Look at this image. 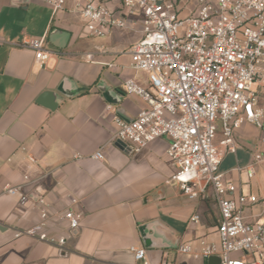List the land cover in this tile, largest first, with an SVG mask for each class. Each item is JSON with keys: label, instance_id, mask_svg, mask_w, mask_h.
I'll list each match as a JSON object with an SVG mask.
<instances>
[{"label": "crops", "instance_id": "crops-1", "mask_svg": "<svg viewBox=\"0 0 264 264\" xmlns=\"http://www.w3.org/2000/svg\"><path fill=\"white\" fill-rule=\"evenodd\" d=\"M66 1L54 16L46 0H0V264H144L135 258L133 245L147 249L150 264H217L195 255L199 238L219 241L220 213L212 191L190 198L166 182L176 170L167 155V137L138 152L114 139L115 116L132 120L146 105L124 87L129 78L147 81L133 69L127 52L141 38V26L93 37L72 11L75 0ZM118 3L113 0L111 6ZM57 30L70 34L63 48L50 42ZM27 36H46L52 56L45 65L21 45ZM103 86L114 92L116 103L105 98ZM237 137L238 152L225 155L220 169L226 179L240 182L247 176L235 168L253 158L260 131L246 123ZM99 150L102 160L92 157ZM25 173L32 177L25 191L44 193L54 212L71 208L81 214L80 227L63 249L16 237L39 219L31 202L24 205L19 194L4 191L7 184L23 183ZM243 188L264 194L263 174L257 170ZM48 231L68 235L67 221L55 218ZM143 232L152 246H146ZM183 243H192L195 251L179 252Z\"/></svg>", "mask_w": 264, "mask_h": 264}, {"label": "built area", "instance_id": "built-area-1", "mask_svg": "<svg viewBox=\"0 0 264 264\" xmlns=\"http://www.w3.org/2000/svg\"><path fill=\"white\" fill-rule=\"evenodd\" d=\"M112 1L75 0L72 11L84 19L93 37L141 26V38L127 52L133 69L147 81L129 78L124 87L146 105L132 120L115 116L114 139L138 152L167 137V155L176 170L166 182L190 198L211 190L219 207V241L199 238L198 251L192 243L179 245L178 251H195L205 259L219 256L218 264H264V194L243 188L264 164V0H118L115 7ZM46 2L54 16L67 7L66 0ZM45 41L46 36H27L21 43L35 51L42 66L52 56ZM246 123L260 131V139L249 163L235 168L247 176L237 183L226 179L220 167L225 155L238 152L236 134ZM92 157L102 160L104 154L99 150ZM29 160L37 162L35 156ZM31 182V174L25 173L23 183L4 188L9 195L19 194L22 204L31 202L39 213L32 226L15 235L63 249L82 216L71 208L54 212L44 193L24 190ZM55 218L67 221L68 235L49 233ZM131 251L150 264L144 246L133 245Z\"/></svg>", "mask_w": 264, "mask_h": 264}, {"label": "water", "instance_id": "water-1", "mask_svg": "<svg viewBox=\"0 0 264 264\" xmlns=\"http://www.w3.org/2000/svg\"><path fill=\"white\" fill-rule=\"evenodd\" d=\"M69 35H70L69 32L57 30L50 35L49 39H50V42L54 46H56L58 48H63L66 46ZM61 89L62 90L64 89L63 85H62ZM102 91L104 93L105 98L108 101L113 102V103L117 102L116 98L113 96L114 92L111 89H109L107 86H103ZM115 92H119V90L117 89V90H115ZM236 137H237V134H236ZM117 144L122 148H125V147L127 148V144L122 140H118ZM142 234H143V238H144V242H145L146 246H148V247L152 246V241L150 240L149 236H147V234L145 232H143ZM213 261L218 264L220 262V257L219 256H212L210 258V262L212 263Z\"/></svg>", "mask_w": 264, "mask_h": 264}, {"label": "rangeland", "instance_id": "rangeland-1", "mask_svg": "<svg viewBox=\"0 0 264 264\" xmlns=\"http://www.w3.org/2000/svg\"><path fill=\"white\" fill-rule=\"evenodd\" d=\"M254 141L256 142V138H254ZM257 170L259 171V174H263V176H264V164H260V165H258L257 166ZM243 177H245V174H243ZM244 179V178H243ZM237 182V181H236ZM238 183V182H237Z\"/></svg>", "mask_w": 264, "mask_h": 264}]
</instances>
